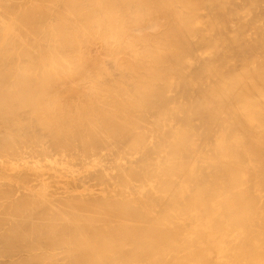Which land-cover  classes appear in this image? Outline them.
I'll return each instance as SVG.
<instances>
[{
    "label": "bare ground",
    "instance_id": "bare-ground-1",
    "mask_svg": "<svg viewBox=\"0 0 264 264\" xmlns=\"http://www.w3.org/2000/svg\"><path fill=\"white\" fill-rule=\"evenodd\" d=\"M0 264H264V0H0Z\"/></svg>",
    "mask_w": 264,
    "mask_h": 264
}]
</instances>
